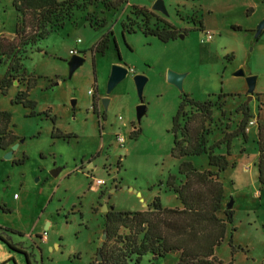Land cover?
<instances>
[{
  "label": "rangeland",
  "instance_id": "obj_1",
  "mask_svg": "<svg viewBox=\"0 0 264 264\" xmlns=\"http://www.w3.org/2000/svg\"><path fill=\"white\" fill-rule=\"evenodd\" d=\"M12 1L0 0V82L10 66L19 70L12 73L13 85L0 94V112L10 115V124L0 125V133L14 136L18 147L0 149V228L19 235L0 232L1 238L18 243L30 264H99L103 204L107 212L143 213L157 199L162 208L180 209L166 188L168 179L182 181L177 170L183 162L207 170L203 156H172L180 139L174 121L187 96L213 105L206 147L237 128L239 109L250 116L247 141L235 139L229 156L224 147L215 151L235 168L218 178L225 198L216 216L225 220L231 199L232 224L226 225L213 264H264V187L258 184L255 166L256 122L264 124V33L255 39V31L264 19V0H160L167 16L152 11L157 0H125L115 11L104 8L113 0H81L85 9L74 10L61 29L52 28L54 22L47 25L49 34L33 46H25L33 35L29 23L22 28L23 40L14 37L22 22ZM29 5L25 0L21 8L27 11ZM199 22L204 33L197 31ZM122 27L134 33L122 34ZM145 30L178 34L164 44L144 37ZM104 36L107 49L94 53ZM72 52L84 62L69 76ZM113 66L126 68L128 75L106 96ZM237 72L243 76L235 77ZM168 73L184 75L181 91L167 83ZM135 76L146 79L145 115L139 122ZM250 77L256 80L249 99ZM28 80L27 101L33 106L24 109L15 99ZM184 112L189 114L188 105ZM185 119L179 117L180 128ZM52 135L71 139L54 140ZM9 153L11 158L4 159ZM43 234L48 243L39 241ZM120 247L107 245L114 257ZM6 253L0 244V260ZM177 257L154 261L147 255L140 264H176ZM22 262L26 264L23 256Z\"/></svg>",
  "mask_w": 264,
  "mask_h": 264
},
{
  "label": "trees",
  "instance_id": "obj_2",
  "mask_svg": "<svg viewBox=\"0 0 264 264\" xmlns=\"http://www.w3.org/2000/svg\"><path fill=\"white\" fill-rule=\"evenodd\" d=\"M25 0H13L12 6L21 17V25H17L14 31V37H22V28L27 23L33 29V35L25 43V46H33L36 42L43 40L48 34L47 25L54 22L52 28L61 29L63 21L71 18L74 10L85 9V3L81 0H30V5L26 11L21 8ZM80 2L81 7L76 3ZM125 4V0H113L104 4L108 11L118 10ZM28 12V14H27ZM29 20V22H27ZM197 31L204 33L201 22L198 24ZM196 31V30H194ZM186 31H184L185 33ZM133 34L130 29L122 27V34ZM264 33V32H263ZM144 37L156 38L161 43H167L176 39L178 32L171 31H142ZM258 39V38H257ZM24 46V45H23ZM108 39L102 37L93 51L96 54H103L107 49ZM18 69V66L16 67ZM10 87L8 81L2 80L0 83V94L5 95V90ZM31 88L30 80L26 83V90L19 93L15 99V104H21L23 108H32V104L27 101V93ZM222 97L218 96L220 100ZM189 106V114L184 112L185 106ZM212 104L209 101L196 103L187 96L182 97L179 104L175 128L180 133V139L174 142L172 156L181 158L205 157L207 170L201 171L190 162H183L177 170V175L182 181L177 184L176 177H170L166 182V188L176 197L180 203V209L162 208L157 199H154L148 206L147 212L143 213H122L108 212L103 216L104 229L103 234L106 240L103 247L97 250L100 254L101 262L99 264H140L144 256H151L152 260H160L168 255H177L176 264H213V257L224 238L226 225L232 224V212L224 211L225 220L218 219L216 214L221 208L223 202V188L218 181L228 169H234L235 164H228L224 156L215 154V151L225 148L226 156H229L231 143L241 138L245 143L247 141L246 127L250 116L246 109H239L242 119L237 128L232 132H225L222 137L206 147L205 137L209 132V125L212 122ZM221 107H223L221 105ZM185 118L183 126L178 125L179 117ZM224 117V113L221 112ZM10 124V115L0 112V125L6 128ZM257 127V181L261 187H264V124L256 122ZM175 131V132H177ZM54 140H67L70 137L52 135ZM12 135L6 136L0 133V149L5 150L16 142ZM243 150L240 151L242 153ZM123 230L126 235L121 237L119 231ZM1 233L10 235H19L17 232L1 229ZM39 240L41 239L38 238ZM0 242L4 244L11 252L18 253L25 258L26 264H29L27 254L20 248L10 244L1 238ZM113 242L120 245L117 257L107 248L108 243ZM5 264V263H2Z\"/></svg>",
  "mask_w": 264,
  "mask_h": 264
},
{
  "label": "water",
  "instance_id": "obj_3",
  "mask_svg": "<svg viewBox=\"0 0 264 264\" xmlns=\"http://www.w3.org/2000/svg\"><path fill=\"white\" fill-rule=\"evenodd\" d=\"M152 11L158 12L161 15L167 16V12L164 8L163 3L160 0H157L153 6H152ZM264 32V19L259 23L258 27L256 28L255 31V39H257L262 33ZM180 39H183L182 36H179ZM84 62V59L78 56H72L70 62L68 63V68H69V76H72V74L74 73V71L82 65V63ZM128 75V70L124 67L121 66H113L111 67L110 70V74L108 77V81H107V86H106V96H109L111 94V92L114 90V88L120 83L122 82ZM235 77H242L243 74L242 72H237L234 74ZM184 79V75H175L172 73H168L167 75V83L175 86L178 90H182V81ZM255 78L250 77L246 79V86H247V95L249 96V99L251 98L254 88H255ZM133 82L136 88V92H137V96L139 98L140 101V105L136 108V118L137 121L139 122L140 119L145 115V107L142 104V92H143V88L145 86L146 83V79L143 78L142 76H135L133 78ZM103 107L104 109L107 108V104H108V99H104L103 100ZM75 102H72L71 105L72 107H74ZM19 143H22V141H20ZM18 147L17 144L12 146V151H14L16 148ZM11 158V153L7 154L5 156L4 159L9 160ZM114 192V191H112ZM104 201H107V197L104 199ZM232 209V201L231 199L229 200V202L226 204L225 206V211H230ZM102 212L106 213L107 209H106V205L103 204L102 205ZM106 240V236L103 234L101 236V242L98 246V249H101L103 247V243ZM97 261L101 262V257L100 254H97Z\"/></svg>",
  "mask_w": 264,
  "mask_h": 264
},
{
  "label": "crops",
  "instance_id": "obj_4",
  "mask_svg": "<svg viewBox=\"0 0 264 264\" xmlns=\"http://www.w3.org/2000/svg\"><path fill=\"white\" fill-rule=\"evenodd\" d=\"M46 237L44 239L41 238L39 241L41 243H48V238H46ZM10 241H11V238H10ZM0 244H2V243L0 242ZM2 245L7 249V247L4 244H2ZM12 245H14V246H16L18 248V243H12ZM6 255L7 256H5L4 258H2L0 260V264H2V263H5V264H18V263H20L21 264V262H22V256L20 254L11 252V251H9L7 249Z\"/></svg>",
  "mask_w": 264,
  "mask_h": 264
},
{
  "label": "flooded vegetation",
  "instance_id": "obj_5",
  "mask_svg": "<svg viewBox=\"0 0 264 264\" xmlns=\"http://www.w3.org/2000/svg\"><path fill=\"white\" fill-rule=\"evenodd\" d=\"M10 57L11 58H9V59H13L14 58V55L13 54H11L10 55ZM12 73H14V74H18V70H16V67H12V66H10L8 69H7V72L5 73V76L3 77V80H5V81H8L9 83H10V86H12L13 84L11 83V81L13 80L12 78ZM2 82V81H1ZM0 82V83H1ZM15 87H18V85L17 86H15ZM17 96H18V94H17ZM16 96V97H17ZM105 199V198H104ZM108 199H109V196H107V201H108ZM106 202V201H105ZM106 213H108V212H106ZM105 213V214H106ZM26 253V252H25ZM27 254V256H28V261H29V264H30V260H29V255H28V253H26ZM26 263V262H25Z\"/></svg>",
  "mask_w": 264,
  "mask_h": 264
},
{
  "label": "built area",
  "instance_id": "obj_6",
  "mask_svg": "<svg viewBox=\"0 0 264 264\" xmlns=\"http://www.w3.org/2000/svg\"><path fill=\"white\" fill-rule=\"evenodd\" d=\"M71 54L74 56L75 53L72 52ZM45 237H46V235L43 234L41 238L44 239Z\"/></svg>",
  "mask_w": 264,
  "mask_h": 264
}]
</instances>
